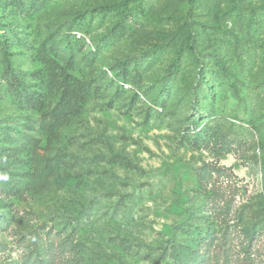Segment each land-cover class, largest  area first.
Wrapping results in <instances>:
<instances>
[{"label": "rangeland", "instance_id": "obj_1", "mask_svg": "<svg viewBox=\"0 0 264 264\" xmlns=\"http://www.w3.org/2000/svg\"><path fill=\"white\" fill-rule=\"evenodd\" d=\"M39 257L264 264V0H0V264Z\"/></svg>", "mask_w": 264, "mask_h": 264}, {"label": "trees", "instance_id": "obj_2", "mask_svg": "<svg viewBox=\"0 0 264 264\" xmlns=\"http://www.w3.org/2000/svg\"><path fill=\"white\" fill-rule=\"evenodd\" d=\"M39 181H41V180H38V182L36 180V183H39ZM35 261H37V262H35L36 264H50L49 260L45 259L44 257H39Z\"/></svg>", "mask_w": 264, "mask_h": 264}]
</instances>
